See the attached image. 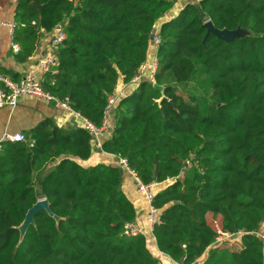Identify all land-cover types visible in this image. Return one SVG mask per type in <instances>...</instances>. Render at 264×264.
Wrapping results in <instances>:
<instances>
[{
	"label": "trees",
	"instance_id": "obj_1",
	"mask_svg": "<svg viewBox=\"0 0 264 264\" xmlns=\"http://www.w3.org/2000/svg\"><path fill=\"white\" fill-rule=\"evenodd\" d=\"M36 1L40 10L17 2L14 56L29 61L42 34L62 26L56 72L43 90L99 127L118 80L138 76L155 25L180 0ZM196 1L160 25L155 84H129L100 150L126 159L144 184L174 180L151 203L160 253L176 264L204 255L201 264H264V0ZM206 21L247 35L219 40ZM190 83L199 95L180 92ZM22 136L0 152V264H161L144 236H123L136 212L121 168L79 163L93 154L86 130L45 119ZM39 198L52 216L36 214L21 238ZM220 234L239 246H217Z\"/></svg>",
	"mask_w": 264,
	"mask_h": 264
},
{
	"label": "crops",
	"instance_id": "obj_2",
	"mask_svg": "<svg viewBox=\"0 0 264 264\" xmlns=\"http://www.w3.org/2000/svg\"><path fill=\"white\" fill-rule=\"evenodd\" d=\"M18 0H0V22L7 24H14L15 8ZM180 2V1H179ZM178 3V2H177ZM176 3V4H177ZM176 4L174 8L176 7ZM173 8V9H174ZM172 9V10H173ZM182 9V7H181ZM173 15L166 14L156 25L158 28L166 21H169L175 16L179 10ZM171 10V11H172ZM170 11V12H171ZM14 28L11 29L7 26H0V74L9 78L13 82H17L20 77L26 72L29 66L33 65L41 57L44 46L46 45L48 34H42L39 40V47L34 56L25 63L17 62L14 53L17 51L13 50V45H16L12 41V34ZM156 51L149 50L147 52L146 61L143 64V68L138 71V80L135 84L142 81H148L150 77V62L156 59ZM116 88L122 93V97L127 96L135 87L124 84L122 79L118 80ZM45 119H52L59 127H82V117L73 112L72 110H63L56 107L53 104H47L39 100L34 99H21L15 107L7 105L0 106V142L4 141H15L18 140L25 132L34 128L41 121ZM109 135L101 134L97 141L91 142L93 149L92 156L86 161H79L84 167H90L97 164H105L110 166H117V158L113 155H109L101 152L100 148L102 143L108 139ZM95 149V150H94ZM118 167V166H117ZM174 180H168L165 183L155 185V192L171 184ZM122 191L132 203L136 212V222L139 225L145 223L147 216L148 206L145 201L137 193L136 188L132 182V179L128 172L122 170ZM258 235L264 237V222L260 227ZM146 246L151 255L156 258L161 264H176L170 258L160 253L156 247L155 240L152 234H145ZM221 238V237H219ZM222 241V240H221ZM226 242V240H224ZM233 243H239V240H234ZM264 245V239H262ZM217 246L220 242L215 243ZM264 254V247H263ZM206 258L204 255L198 263L201 264Z\"/></svg>",
	"mask_w": 264,
	"mask_h": 264
},
{
	"label": "built area",
	"instance_id": "obj_3",
	"mask_svg": "<svg viewBox=\"0 0 264 264\" xmlns=\"http://www.w3.org/2000/svg\"><path fill=\"white\" fill-rule=\"evenodd\" d=\"M7 26L11 29L14 28V25L0 22V26ZM49 33V32H48ZM44 33V34H48ZM46 45L44 46L43 53L36 63L29 66L26 72L20 77L17 82H13L9 78L0 74V106L7 105L10 107H15L18 102L25 99H34L39 100L47 104H53L58 108L63 110H71L68 105V100L63 101L58 100L51 94L45 92L42 87L43 79L45 75L55 73V68L58 63L57 52L65 40L66 36L62 26H57L53 31L50 32V35L46 37ZM161 39L159 36V28L155 25L150 38L148 40L149 50H154L157 52ZM13 50L18 51V46L13 45ZM143 68V65L141 66ZM140 68V69H141ZM150 77L149 83L152 85L155 84L154 76L157 68V60L154 59L150 62ZM138 80V76L134 77L129 84H135ZM126 85V84H125ZM122 93L116 88L114 93L108 96L107 104L104 108L102 122L99 127H96L91 122L82 118V127L86 130L91 136L92 141H97V138L107 132L112 123V114L115 108L118 106L119 101L122 99ZM23 136H20L18 140L23 141ZM12 142V141H11ZM2 143L0 142V152L2 149ZM192 162L187 161L182 169V173L187 169L192 167ZM117 166L121 170H125L130 175L132 182L136 188L137 193L146 202L148 206L147 216L145 223L139 225L137 222H131L125 224L123 228V236L127 238H133L139 235L145 236V234H152V230L155 224L158 222L159 211L153 208L152 200L155 193V184H144L136 176V174L129 169L126 159L117 158ZM241 233H238L239 236ZM261 239H264L263 236L258 235ZM221 237V238H219ZM217 239V242L225 239H235L236 236H231L227 234H220Z\"/></svg>",
	"mask_w": 264,
	"mask_h": 264
},
{
	"label": "water",
	"instance_id": "obj_4",
	"mask_svg": "<svg viewBox=\"0 0 264 264\" xmlns=\"http://www.w3.org/2000/svg\"><path fill=\"white\" fill-rule=\"evenodd\" d=\"M32 1L36 4L37 9L40 10V5L37 3V1H36V0H32ZM196 7H197V6H196ZM204 26H205L206 29H207V35H208V34H212V35H214L217 39L222 40V41H225V42H232V41H234V40L240 38V37H239V33H240V32H243V31H241V30H236V31L217 30V29H215V28L213 27V25L211 24L210 21L205 22ZM220 33H229V34H236V33H238V36L235 37V38H233V39H230V40H225V39L219 37V34H220ZM161 111H162V110H161ZM162 112H163V111H162ZM121 172H122V170H121ZM41 211H46L49 215H51V213L49 212L48 203H47V201H46L45 199L38 200V201L33 205V207L27 212L26 217H25L23 223H22V224L20 225V227L18 228L19 231H20V236H21V238L23 237V235H24V233L26 232V230H27V228L29 227V225H33V217H34L36 214L40 213ZM28 216H30V218H31V222L28 223V224L25 226V222H26V219H27ZM51 216H52V215H51ZM53 218L57 219L55 216H53ZM23 226H25V228H24V230L22 231L21 228H22Z\"/></svg>",
	"mask_w": 264,
	"mask_h": 264
},
{
	"label": "rangeland",
	"instance_id": "obj_5",
	"mask_svg": "<svg viewBox=\"0 0 264 264\" xmlns=\"http://www.w3.org/2000/svg\"><path fill=\"white\" fill-rule=\"evenodd\" d=\"M194 2H197V1L196 0H180V2L178 1V3L176 4V7L171 12H169V14L173 13V15H174L177 12L178 9H181V7H184L188 3H194ZM175 16H173V17H175ZM246 35L247 34L244 33V32H240L239 33V37L240 38L244 37ZM179 90H180V92H185V93H188V94L191 93V94H198L199 95V93H200V91L195 87L194 83H190L187 86L180 88ZM41 199H43V198H39V200H41ZM25 226H26V224H25ZM25 226H23L21 228L22 231L24 230ZM225 240H226V242L224 240H222L220 242L221 244H219L218 246H223V247H226L228 249H235V248H237V246H239V243L238 244L237 243H233V242H235L234 240H236V238L235 239H225Z\"/></svg>",
	"mask_w": 264,
	"mask_h": 264
},
{
	"label": "bare ground",
	"instance_id": "obj_6",
	"mask_svg": "<svg viewBox=\"0 0 264 264\" xmlns=\"http://www.w3.org/2000/svg\"><path fill=\"white\" fill-rule=\"evenodd\" d=\"M237 36H238V33H236V34L220 33V34H219V37H220V38H223V39H225V40H230V39H233V38H235V37H237ZM30 222H31V218H30V216H28L27 219H26L25 224L27 225V224L30 223Z\"/></svg>",
	"mask_w": 264,
	"mask_h": 264
}]
</instances>
